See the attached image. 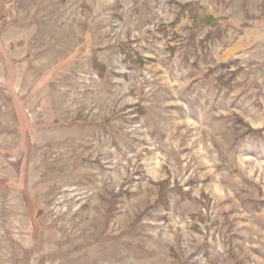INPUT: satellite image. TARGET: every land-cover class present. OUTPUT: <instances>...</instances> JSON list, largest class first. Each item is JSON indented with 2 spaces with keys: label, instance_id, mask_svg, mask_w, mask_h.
<instances>
[{
  "label": "rangeland",
  "instance_id": "374dc122",
  "mask_svg": "<svg viewBox=\"0 0 264 264\" xmlns=\"http://www.w3.org/2000/svg\"><path fill=\"white\" fill-rule=\"evenodd\" d=\"M0 264H264V0H0Z\"/></svg>",
  "mask_w": 264,
  "mask_h": 264
}]
</instances>
